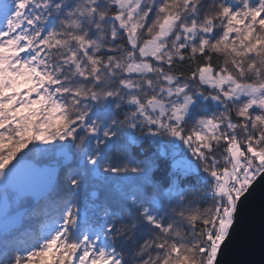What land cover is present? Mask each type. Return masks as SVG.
Here are the masks:
<instances>
[{
    "label": "snow or ice",
    "instance_id": "1",
    "mask_svg": "<svg viewBox=\"0 0 264 264\" xmlns=\"http://www.w3.org/2000/svg\"><path fill=\"white\" fill-rule=\"evenodd\" d=\"M258 181L264 0H0V264H220Z\"/></svg>",
    "mask_w": 264,
    "mask_h": 264
},
{
    "label": "water",
    "instance_id": "2",
    "mask_svg": "<svg viewBox=\"0 0 264 264\" xmlns=\"http://www.w3.org/2000/svg\"><path fill=\"white\" fill-rule=\"evenodd\" d=\"M220 264H264V181H258L240 204Z\"/></svg>",
    "mask_w": 264,
    "mask_h": 264
},
{
    "label": "trees",
    "instance_id": "3",
    "mask_svg": "<svg viewBox=\"0 0 264 264\" xmlns=\"http://www.w3.org/2000/svg\"><path fill=\"white\" fill-rule=\"evenodd\" d=\"M139 152V150H138ZM167 169H154L149 175L150 179L156 181H163L166 178ZM116 181L110 183H103L99 180H89L86 185L81 189L80 201L81 203H102L110 196L116 194L114 185Z\"/></svg>",
    "mask_w": 264,
    "mask_h": 264
}]
</instances>
